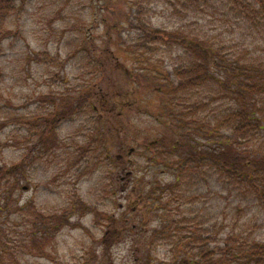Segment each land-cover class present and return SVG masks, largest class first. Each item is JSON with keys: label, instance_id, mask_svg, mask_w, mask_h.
Here are the masks:
<instances>
[{"label": "rangeland", "instance_id": "374dc122", "mask_svg": "<svg viewBox=\"0 0 264 264\" xmlns=\"http://www.w3.org/2000/svg\"><path fill=\"white\" fill-rule=\"evenodd\" d=\"M135 1L12 0L0 18V163L24 160L30 178L19 193L21 223L14 214L5 222L14 255L5 253L0 264H140L163 221L171 229L152 246L161 264H184L187 252L233 245L235 222L236 234L262 241L264 210L251 204L238 213L236 199L216 184L208 195L191 189L183 200L174 198L170 212L161 204L149 211L148 190L175 180V172L159 164L156 141L188 133L202 147L207 139L188 128L191 120L169 114L161 76L187 57L177 45L143 49L128 23ZM146 4L158 29L204 40L225 63L243 54L264 62V24L250 20V8L237 13L227 0L200 10L177 0ZM214 89L194 91L191 101L206 100L216 110ZM102 100L111 112L103 111ZM73 102L78 112L44 137L51 112ZM84 205L92 210L82 211ZM74 206L70 225L56 234L29 232L35 209L45 217ZM125 220L126 233L114 237Z\"/></svg>", "mask_w": 264, "mask_h": 264}, {"label": "trees", "instance_id": "16d2710c", "mask_svg": "<svg viewBox=\"0 0 264 264\" xmlns=\"http://www.w3.org/2000/svg\"><path fill=\"white\" fill-rule=\"evenodd\" d=\"M11 1L0 0V18L9 13L6 10L9 9L8 3ZM177 2L187 10H200L203 4L214 5L213 0ZM227 2L237 13H244L243 9L250 8V20L256 25L264 24V0ZM132 5L134 8L128 23L132 30L138 31V40L143 49L146 48V52L155 53L160 47L171 49L174 45L185 52L186 60L182 57L180 64L175 65L171 71L163 70L161 81L165 88L162 86L160 89L171 100L173 107L169 114L179 121L191 120L186 124L188 128L194 127L197 133L207 139L202 147L193 144L188 133L175 139L159 138L156 141L155 148L162 152L157 156L161 159L159 164L174 171L175 180L164 186L156 184L148 190L145 201L148 199L154 205L149 211H153L155 205L161 204L165 206L162 209L170 212L174 198L183 200L191 189L197 193L201 191L205 196L216 186L236 199L234 210L238 213L242 214L246 210L244 205L251 204L264 210V62L251 63L243 58V54L239 60L225 63L219 51L212 49L204 40L185 37L178 31L158 29L151 20L146 0L135 1ZM253 13H256V17ZM87 56L93 55L88 52ZM217 66L222 71L219 74L214 72ZM144 71L147 70L144 68ZM214 88L219 94L215 99L220 101L216 110L209 109L210 103L206 100L191 101L194 91ZM179 99L181 103L177 107L180 108H176ZM102 101L103 111L111 112V107L108 108L106 102ZM79 109V104L75 102L65 107L64 112L55 114L54 109L45 121L44 137L50 135L61 121L73 117ZM190 122L193 125H189ZM167 141L169 145L165 143ZM29 180L28 165L24 160L0 163V257L5 253L14 255L7 247L5 222L10 221L14 214L18 215L14 222L18 225L21 223L20 212L24 211V206L20 205L19 193L23 191L22 183ZM74 209L75 206L71 210L66 209L60 214L45 217L35 209L34 217L30 219L34 228L29 232L41 231L45 237L56 234L70 225ZM84 209L92 210L88 205H84L82 211ZM110 219L112 223L115 220L112 217ZM126 222L123 221L120 230L117 228L114 231V237L118 238L126 233ZM237 223L235 222L231 235L233 245L227 243L224 247L218 246L216 251L204 247L201 253L195 249L197 252L192 255L187 252V263L184 264H264V234L262 241H251L245 235L242 238V233L236 234ZM163 225L164 229H159L156 237H161V234L171 229V225L165 221ZM111 230L110 228L106 234ZM155 236L152 237L140 264H161L152 257ZM104 242H107V235L102 240ZM21 248L27 249L25 245Z\"/></svg>", "mask_w": 264, "mask_h": 264}]
</instances>
